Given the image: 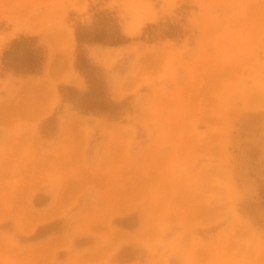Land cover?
I'll use <instances>...</instances> for the list:
<instances>
[{"label": "rangeland", "instance_id": "obj_1", "mask_svg": "<svg viewBox=\"0 0 264 264\" xmlns=\"http://www.w3.org/2000/svg\"><path fill=\"white\" fill-rule=\"evenodd\" d=\"M0 264H264V0H0Z\"/></svg>", "mask_w": 264, "mask_h": 264}, {"label": "trees", "instance_id": "obj_2", "mask_svg": "<svg viewBox=\"0 0 264 264\" xmlns=\"http://www.w3.org/2000/svg\"><path fill=\"white\" fill-rule=\"evenodd\" d=\"M77 34H78V31H76V39L79 41V38H78ZM43 61H45V54H44V52H43V56L41 57V64L38 67V69L37 70H33V71H26V72L27 73H37V72H39L42 69V65L44 63Z\"/></svg>", "mask_w": 264, "mask_h": 264}, {"label": "crops", "instance_id": "obj_3", "mask_svg": "<svg viewBox=\"0 0 264 264\" xmlns=\"http://www.w3.org/2000/svg\"><path fill=\"white\" fill-rule=\"evenodd\" d=\"M48 47L50 46V45H47ZM50 48V52H52L51 50H52V48H51V46L49 47ZM49 54H51V53H49ZM47 60V55H46V58H45V61ZM41 73H43V67H42V72Z\"/></svg>", "mask_w": 264, "mask_h": 264}, {"label": "bare ground", "instance_id": "obj_4", "mask_svg": "<svg viewBox=\"0 0 264 264\" xmlns=\"http://www.w3.org/2000/svg\"><path fill=\"white\" fill-rule=\"evenodd\" d=\"M71 50V49H70ZM67 59V58H66Z\"/></svg>", "mask_w": 264, "mask_h": 264}]
</instances>
